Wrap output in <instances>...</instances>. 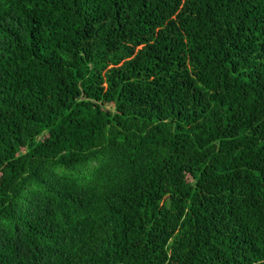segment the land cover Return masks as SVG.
Listing matches in <instances>:
<instances>
[{
    "label": "trees",
    "instance_id": "16d2710c",
    "mask_svg": "<svg viewBox=\"0 0 264 264\" xmlns=\"http://www.w3.org/2000/svg\"><path fill=\"white\" fill-rule=\"evenodd\" d=\"M0 264H264V0H0Z\"/></svg>",
    "mask_w": 264,
    "mask_h": 264
}]
</instances>
